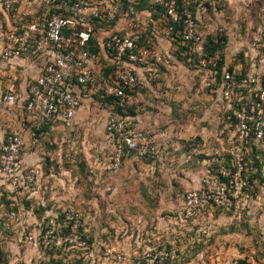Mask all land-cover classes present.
<instances>
[{"label":"rangeland","instance_id":"1","mask_svg":"<svg viewBox=\"0 0 264 264\" xmlns=\"http://www.w3.org/2000/svg\"><path fill=\"white\" fill-rule=\"evenodd\" d=\"M210 2L201 32L226 38L221 50L226 66L244 76L264 54V0ZM173 51L165 70L169 80L153 91L171 94L181 127L187 120L199 122L207 137L186 140V160L176 153L163 163L158 162L159 146L148 137L157 147L154 158L124 157L112 169L108 123L116 112L106 101H85L69 124L32 130L24 119L19 158L36 178L18 192L0 183V264H264V149L251 142L244 145L246 185L241 191L229 188L220 205L208 204L192 217L183 212L186 191L198 189L205 178L223 182L225 169L234 172L230 155L236 122L218 93L199 89L182 51ZM12 74L20 83L21 67L5 70L3 76ZM143 97L160 103L159 98ZM2 111L1 141L21 118L3 111L4 117ZM195 146L198 150L193 151ZM182 147L178 152L184 153ZM66 213L79 214L76 235L82 245L44 247L48 220L62 221ZM67 233L72 232L61 230ZM29 235L37 240L36 247L26 243Z\"/></svg>","mask_w":264,"mask_h":264},{"label":"built area","instance_id":"2","mask_svg":"<svg viewBox=\"0 0 264 264\" xmlns=\"http://www.w3.org/2000/svg\"><path fill=\"white\" fill-rule=\"evenodd\" d=\"M210 1L0 0L4 16L25 5L42 14L20 28L0 24L1 60L18 67L24 60L41 63L23 98L14 86L0 93L1 109L10 113L21 106L33 126L40 127L52 120L71 123L83 100L93 95L114 98L125 107L129 97L144 88L143 72L148 82H156L169 66L168 52L161 50L160 43H168L170 49L181 45L202 88L218 93L233 110L236 122L230 160L234 172L225 169L223 182L205 178L198 189L186 191L183 212L192 217L208 204L220 205L229 188L241 191L246 185L244 145L251 142L264 149V67L255 66L241 76L237 68L228 70L221 50L210 51L201 32ZM122 114L112 116L108 123L114 146L112 169H118L124 157L142 160L154 158L157 152L144 133L128 127L129 113L122 110ZM4 137L0 140V181L12 192L29 188L36 172H26L20 161L22 138L16 130ZM47 223L41 240L44 247L82 245L76 235L81 226L79 214H64L61 226L54 218ZM62 227L72 233L61 234ZM26 243L38 245L32 235Z\"/></svg>","mask_w":264,"mask_h":264},{"label":"crops","instance_id":"3","mask_svg":"<svg viewBox=\"0 0 264 264\" xmlns=\"http://www.w3.org/2000/svg\"><path fill=\"white\" fill-rule=\"evenodd\" d=\"M211 3V2H210ZM42 17L41 12H37L35 8L32 6H22L20 7L16 12L11 14L10 16H4L0 12V24L5 25L6 27L9 28H14V27H23L25 25L30 24L36 19H40ZM29 23H27V22ZM26 22V23H25ZM24 23V24H22ZM1 43H0V49H1ZM160 48L164 52H170L175 53L173 51L174 49H170V46L166 42H161L160 43ZM183 56V55H182ZM174 56L171 58H168L169 60H173ZM40 61H32V60H24L23 62L20 63L21 67V74H20V80L21 82H18V77L19 76H14V74L11 75V78H7V76H3V73H5V70H13L16 69L17 66H12L9 64H6L5 61L0 59V72L2 73L1 75V80H0V93L5 92L7 89H9L11 86H14V91L17 95L23 98L25 91L27 90V86L31 80H33L37 74L38 70L40 67ZM8 65V66H7ZM259 67H264V63L261 61L257 65ZM170 65L167 67L166 71L169 69ZM194 76H196L195 72L193 71L192 73ZM9 75V74H7ZM143 84L144 88L140 89L137 94H132L129 97L128 101V109H129V122L128 124L132 126L134 129H139V131L143 132L147 138L149 137L151 140L154 141L157 146H159V149L161 150V154L159 157L158 162H166L168 159H172L173 155L176 153L179 156H182L183 154V161L186 160L184 148L182 146L185 145L186 140H200L203 138H206L207 135L205 134L204 128L200 125V123L193 121L190 122L187 120L188 124L187 126L184 125V127H181V120L179 118L176 106H174L171 102H173V98L171 97V94L168 93H163L161 89L153 91V86L158 85L159 83L161 85L167 84L166 80H169L168 77V72L166 73L163 71L161 76L156 82H148L147 81V72H143ZM197 77V76H196ZM6 79V81H4ZM4 81V82H3ZM199 89H204L202 88L200 81H199ZM20 90L21 93H17L16 91ZM144 94V95H143ZM151 94V95H150ZM147 98L149 96L154 97V99L159 98L160 102L159 104H155L152 102H149L148 100L145 101L144 97ZM220 96V95H219ZM141 97V98H139ZM92 97L88 99H84L82 102V105L85 101L91 99ZM139 98V99H137ZM221 99V98H220ZM81 105V107H82ZM81 107L78 109L76 112L74 120H76L77 114L80 111ZM113 108V106L111 105ZM0 110L2 111L1 107ZM3 112V111H2ZM4 112L2 115L4 116ZM16 114V115H14ZM8 116L12 115L14 117L20 115V121L19 125L14 126V129L19 133V135L22 138L23 141V132L25 127L22 124L24 119H28L27 117L25 118L24 111L22 110L21 106L16 107L13 109L10 113L7 114ZM2 116V119H3ZM119 116V115H117ZM5 117V116H4ZM29 120V119H28ZM31 123V121L29 120ZM56 122H61L59 120H52L49 122H46L45 124L41 125L40 127H35L31 123V129H40L44 125L50 124V123H56ZM185 122V121H184ZM65 124V123H64ZM67 124V123H66ZM194 127H191V126ZM24 127V128H23ZM3 132V131H2ZM1 135V134H0ZM4 136V135H3ZM2 136V138H3ZM201 143V142H200ZM183 148L184 153L178 152L180 148ZM23 148H24V142H23ZM22 148V150H23ZM175 152H173V150ZM21 150V151H22ZM194 150H198V147H194ZM171 151V152H170ZM171 156V158H170ZM22 163V160H20ZM170 161V160H169ZM157 162V163H158ZM156 163V164H157ZM131 164V163H130ZM165 164V163H164ZM23 167L24 164L22 163ZM156 166H154L155 168ZM33 171V170H30ZM1 183V181H0Z\"/></svg>","mask_w":264,"mask_h":264},{"label":"trees","instance_id":"4","mask_svg":"<svg viewBox=\"0 0 264 264\" xmlns=\"http://www.w3.org/2000/svg\"><path fill=\"white\" fill-rule=\"evenodd\" d=\"M210 4V2L209 3H207L206 5H207V7H208V5ZM206 42H207V45H208V47H209V49H210V51L211 52H213V51H215V50H223V45H222V42H226V38L225 37H223V36H216L215 38L214 37H211V36H207L206 37ZM178 48L182 51V50H184V47H182L181 45H178ZM182 53L180 52V55H181ZM175 54L173 53V52H168V57L169 58H171V57H173ZM182 57H185L187 60H188V58L186 57V56H182ZM182 59V58H181ZM188 62V61H187ZM189 64L193 67V71H195V68H194V64L193 63H191V62H189ZM222 65H223V62H221V63H219V65H218V68L220 69L221 67H222ZM228 70L229 71H232V67L230 68H228ZM192 71V70H191ZM92 97H94V98H99V99H101V100H104V101H106L109 105H112L113 106V109H115V112H116V114H113V116L114 115H123L122 114V110H125L127 113H129L130 111H129V109H128V105H126L125 107H120L119 105H118V101L117 100H115L114 98H102L100 95H93ZM231 113L233 114V110L231 111ZM129 115V114H128ZM124 116V115H123ZM232 116V118H233V115H231ZM233 122H235V119L233 118ZM234 133H235V131H234ZM233 136H234V134H233ZM233 136H232V138H231V140L233 139ZM2 140H5V137L3 136V138H2ZM231 147H232V144H231ZM230 158H231V155H230ZM210 171H212L213 172V170H210ZM206 206H208V205H206ZM206 206H204L202 209H204ZM63 218V217H62ZM62 218H59V219H62ZM61 224H62V221H59L58 222V225H60L61 226ZM61 229H65V227H62ZM64 231H66V230H64Z\"/></svg>","mask_w":264,"mask_h":264}]
</instances>
